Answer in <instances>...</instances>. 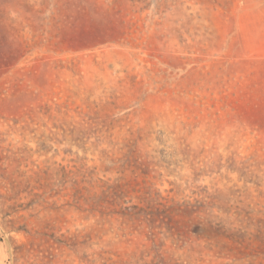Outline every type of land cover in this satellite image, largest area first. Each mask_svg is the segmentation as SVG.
<instances>
[{
    "label": "rangeland",
    "instance_id": "obj_1",
    "mask_svg": "<svg viewBox=\"0 0 264 264\" xmlns=\"http://www.w3.org/2000/svg\"><path fill=\"white\" fill-rule=\"evenodd\" d=\"M0 264H264V0H0Z\"/></svg>",
    "mask_w": 264,
    "mask_h": 264
}]
</instances>
